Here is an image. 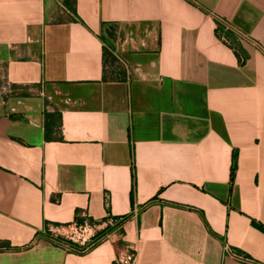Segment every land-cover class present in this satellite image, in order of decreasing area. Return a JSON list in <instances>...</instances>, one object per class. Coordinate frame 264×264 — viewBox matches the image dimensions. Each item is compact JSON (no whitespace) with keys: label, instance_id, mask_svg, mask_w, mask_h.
Wrapping results in <instances>:
<instances>
[{"label":"crops","instance_id":"0c3cea01","mask_svg":"<svg viewBox=\"0 0 264 264\" xmlns=\"http://www.w3.org/2000/svg\"><path fill=\"white\" fill-rule=\"evenodd\" d=\"M0 94V264H264V0H0Z\"/></svg>","mask_w":264,"mask_h":264},{"label":"built area","instance_id":"2783aa9c","mask_svg":"<svg viewBox=\"0 0 264 264\" xmlns=\"http://www.w3.org/2000/svg\"><path fill=\"white\" fill-rule=\"evenodd\" d=\"M220 30L218 28L217 37L224 45L235 50L234 43L242 42L246 40V37L239 33L226 23H219ZM1 98V94H0ZM125 219L115 218L111 215H107L103 221L99 223H91L89 221H83L82 223L74 222L70 226L61 227H48L49 233H55L60 231L59 238H52L51 240L59 247L69 252L86 253L90 251L94 246L100 243L105 237L104 231L106 229H118ZM103 233V234H101ZM77 247V248H76ZM226 253L238 262L242 264H258L252 259L238 255L231 248L225 247ZM136 252L132 249H121L116 253L114 264H135Z\"/></svg>","mask_w":264,"mask_h":264}]
</instances>
